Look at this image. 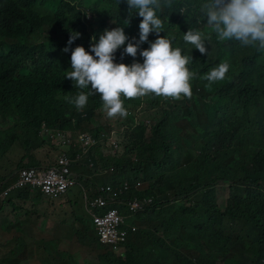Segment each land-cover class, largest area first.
Segmentation results:
<instances>
[{"label": "trees", "instance_id": "1", "mask_svg": "<svg viewBox=\"0 0 264 264\" xmlns=\"http://www.w3.org/2000/svg\"><path fill=\"white\" fill-rule=\"evenodd\" d=\"M203 2L173 0L172 8L157 11L165 29L158 35L174 38V48L193 56L188 67L199 76L190 81L192 97H121L129 114L113 127L99 123L104 108L99 93L81 111L64 99L81 91L64 76L71 71L72 50L91 46L105 29L123 27L130 34L126 44L136 43L138 12L115 0H0V184L11 186L21 168L59 165L62 145L51 144L45 128L73 138L79 132L97 137L114 132L118 143L116 150L94 146L73 165L77 184L59 200L71 208L66 228L77 237L62 250L60 264H73L76 251L96 254L95 264H264V51L219 41L206 23H197ZM189 28L210 35L208 55L183 41ZM72 31L80 36L68 45ZM156 38L150 33L136 57L123 53L125 44L115 62L143 63L140 50ZM222 62L230 66L224 80L203 78ZM70 147L69 157L81 153L79 143ZM125 181L142 186L112 196L113 207L137 228L119 254L101 244L82 198ZM225 181L229 195L222 208L216 187ZM12 191L24 203L35 198L37 204L45 196L30 185ZM132 197H152L154 203L129 214L122 202ZM24 246L17 241L0 264L27 261Z\"/></svg>", "mask_w": 264, "mask_h": 264}, {"label": "clouds", "instance_id": "2", "mask_svg": "<svg viewBox=\"0 0 264 264\" xmlns=\"http://www.w3.org/2000/svg\"><path fill=\"white\" fill-rule=\"evenodd\" d=\"M115 1L118 4L120 3V0ZM126 2L130 11H137L139 16L142 17L139 24V40L136 43L127 42L126 44V41H129L130 34H126L123 27H116L105 29L100 34L98 41L93 36L92 40L94 42L91 46L89 44L85 47L77 46L71 52V71L67 72L64 77L70 79L73 82V86L81 91L76 96H65L64 99L69 104L75 105L77 111L84 109L88 103L89 96H92L94 93L100 94V99L103 101V106L109 118L117 116L126 118L128 116L129 113L124 107L121 97L129 100L148 95L171 98L172 100H180L182 97L190 99L192 97L193 93L190 81L199 76L197 72L190 71L188 67L193 61V56L182 55L180 48H174L172 46L174 38L158 35L165 29L164 21L157 15V11L163 12L165 7L172 8L173 0H122L120 4ZM184 8L180 10L183 14L186 11ZM85 14L86 18L92 16L89 8L86 9ZM201 22L206 23L210 27L219 41L235 40L241 46L253 47L257 51H264V0H205L198 8L197 23ZM150 33H156L157 38L154 42H150V47L140 50L139 54L143 57V63L134 62L129 65L115 62L116 51L125 46V44L126 47L123 48V53L136 57L139 45L148 42ZM79 36L80 33L72 31L67 42L68 45H71ZM210 39L209 34L193 28H189L183 34V41L191 44L201 54H209L207 45H210ZM63 51L68 52L69 48L65 47ZM229 67L227 62H222L207 72L203 78L209 83L222 81L225 79ZM89 85L91 88H89ZM84 89L88 91L85 92L83 91ZM42 134L47 137V140L51 144L57 146H74L79 143L81 153L77 154L75 158L69 157L68 151L63 150L57 159L59 162L60 156L65 154L72 161L70 169L73 173L75 185L77 184L79 174L72 169L73 165L82 160L91 148L99 144H105L109 150L118 149L114 132L112 134H108V132L103 133L98 137L89 133L79 132L76 138H73L69 132L45 128ZM82 137H89L91 139L90 144L86 145L81 140ZM92 166L93 163L90 164V167ZM19 170L15 172V182L6 188L7 192L20 188L13 187L17 181ZM125 183L129 185V190L121 193L120 189L123 188ZM141 186V183L132 185L128 181H125L118 187L99 188L94 198H89L86 192L83 194L82 202L93 220L101 244L110 248L115 253H123L121 248L125 247L130 234L136 232L137 228L128 224L127 216L119 208L113 207L117 204L115 198L112 196H116L117 194L127 195L133 190H140ZM38 189L40 190V188ZM42 193L53 201L66 195L64 193L57 198H52L44 192ZM99 197L107 198V203L102 207L93 205V202ZM134 199H151L152 202L145 209L132 212L129 208V202ZM153 203L152 197H132L126 198L122 202L127 207L129 214L144 212ZM70 209L69 207L68 211ZM111 210H117L124 217V224L121 226V230L127 232L126 240L119 243L117 249H114L112 245L102 242L93 217V214L102 215Z\"/></svg>", "mask_w": 264, "mask_h": 264}, {"label": "rangeland", "instance_id": "3", "mask_svg": "<svg viewBox=\"0 0 264 264\" xmlns=\"http://www.w3.org/2000/svg\"><path fill=\"white\" fill-rule=\"evenodd\" d=\"M98 114L100 115L99 123L102 126L108 124L114 127L124 121V118L119 116L109 118L105 108H102ZM69 148L71 147H62L64 151H69ZM12 156L14 158V153ZM216 189L219 205L223 208L229 195V185L226 181L218 183ZM59 199L54 200V205H51L52 202L49 199L40 200L36 205L32 203L30 211L22 215V217L27 216L35 224L38 223L40 227H48V233L40 232L37 235L32 244L33 249L28 251V259L24 264H34V262L35 264H60L58 260L62 250L75 241L74 237L77 235L69 232L66 228L67 224L72 223L71 217L67 215L69 207ZM40 227L39 229H42ZM72 257L74 264H95L97 262L96 254L92 253L82 254L80 251H76ZM53 260L55 261L51 262Z\"/></svg>", "mask_w": 264, "mask_h": 264}, {"label": "built area", "instance_id": "4", "mask_svg": "<svg viewBox=\"0 0 264 264\" xmlns=\"http://www.w3.org/2000/svg\"><path fill=\"white\" fill-rule=\"evenodd\" d=\"M58 136H60V134H58ZM81 140L85 142L86 145H89L91 142L89 137H82ZM112 143L116 146L114 142ZM71 164L72 161L63 154L59 158L58 167L47 169L22 168L18 171V178L13 187L32 185L40 188V190L46 195H49L52 198H57L75 185L73 173L70 169ZM127 190H129V185L125 183L120 191L122 193ZM151 202V199H134L129 202V208L132 212H138L145 209V207ZM106 203V197H99L96 198L93 205L102 207ZM93 217L103 243L112 245L114 246V249H117V245L126 240L127 232L121 230V226L124 224V217L121 216L117 210H111L102 215L93 214Z\"/></svg>", "mask_w": 264, "mask_h": 264}, {"label": "crops", "instance_id": "5", "mask_svg": "<svg viewBox=\"0 0 264 264\" xmlns=\"http://www.w3.org/2000/svg\"><path fill=\"white\" fill-rule=\"evenodd\" d=\"M44 198L47 197L44 196ZM35 200V198H32V200L24 203L14 197V191L7 192L6 188L0 184V258L14 250L17 241L25 245L24 248H26L28 256V251L33 249L32 244L37 235L40 232L48 233L47 226L40 227L38 223L36 225L27 216L22 217V215L30 211V207L33 204L35 205L32 202ZM14 204L16 205L14 206ZM39 227L42 229H39ZM1 264H14V261ZM22 264H24L23 261Z\"/></svg>", "mask_w": 264, "mask_h": 264}]
</instances>
